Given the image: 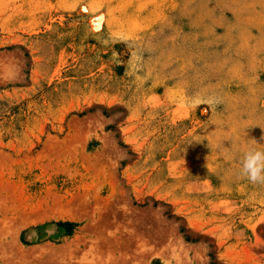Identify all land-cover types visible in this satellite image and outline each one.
Returning <instances> with one entry per match:
<instances>
[{"label":"rangeland","instance_id":"rangeland-1","mask_svg":"<svg viewBox=\"0 0 264 264\" xmlns=\"http://www.w3.org/2000/svg\"><path fill=\"white\" fill-rule=\"evenodd\" d=\"M249 147L264 0H0V264H264Z\"/></svg>","mask_w":264,"mask_h":264},{"label":"clouds","instance_id":"clouds-1","mask_svg":"<svg viewBox=\"0 0 264 264\" xmlns=\"http://www.w3.org/2000/svg\"><path fill=\"white\" fill-rule=\"evenodd\" d=\"M239 171L252 184H264V148L245 149L240 157Z\"/></svg>","mask_w":264,"mask_h":264},{"label":"bare ground","instance_id":"bare-ground-1","mask_svg":"<svg viewBox=\"0 0 264 264\" xmlns=\"http://www.w3.org/2000/svg\"><path fill=\"white\" fill-rule=\"evenodd\" d=\"M99 17V16H98ZM101 23H102V20L101 19H98V23H96L97 25H96V28L97 29H100V27H101Z\"/></svg>","mask_w":264,"mask_h":264}]
</instances>
